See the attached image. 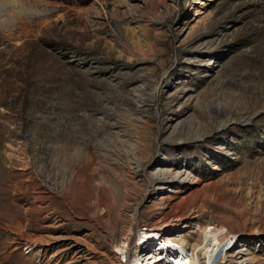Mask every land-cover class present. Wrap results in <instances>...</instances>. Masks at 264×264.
Masks as SVG:
<instances>
[{
	"label": "rangeland",
	"instance_id": "rangeland-1",
	"mask_svg": "<svg viewBox=\"0 0 264 264\" xmlns=\"http://www.w3.org/2000/svg\"><path fill=\"white\" fill-rule=\"evenodd\" d=\"M2 3L0 264H264V0Z\"/></svg>",
	"mask_w": 264,
	"mask_h": 264
},
{
	"label": "bare ground",
	"instance_id": "bare-ground-1",
	"mask_svg": "<svg viewBox=\"0 0 264 264\" xmlns=\"http://www.w3.org/2000/svg\"><path fill=\"white\" fill-rule=\"evenodd\" d=\"M2 1L4 2V0H0V6H1V4H4V3H2ZM3 12H1L0 11V19L2 18V16H1V14H2ZM5 22V21H4ZM4 22L3 21H1L0 20V25H2V24H4ZM166 166H163L162 168H159V172H158V176H161V177H165V176H167L168 175V172H165L166 171ZM181 171L179 170V171H177L176 172V174H179ZM125 244V243H124ZM176 248V250L178 251V252H180V256H179V263L178 264H183V252L181 251V249H179V248H177V247H175ZM216 249V248H215ZM116 254H115V259H118V257H117V254H118V252H121V253H125L126 252V250H125V248L124 247H121V248H116ZM216 251V250H215ZM120 253V254H121ZM162 255V254H161ZM148 257H149V254H141V255H137V259L136 260H133V262H132V264H141L140 262H141V260L142 259H144L143 261H146V264H150L149 263V261H150V259H148ZM136 258V257H135ZM164 258H166L165 256H164ZM163 258V259H164ZM168 260H170V259H168ZM142 261V262H143ZM118 264H119V262H118ZM152 264V263H151Z\"/></svg>",
	"mask_w": 264,
	"mask_h": 264
}]
</instances>
